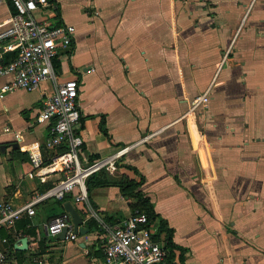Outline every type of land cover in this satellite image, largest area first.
I'll return each mask as SVG.
<instances>
[{
	"label": "crops",
	"instance_id": "1",
	"mask_svg": "<svg viewBox=\"0 0 264 264\" xmlns=\"http://www.w3.org/2000/svg\"><path fill=\"white\" fill-rule=\"evenodd\" d=\"M50 2L35 16L75 27L70 54L56 64L60 79L78 80L82 159L132 145L104 169L142 177L134 191L166 220L183 264H264V0ZM10 12L0 0V30ZM8 52L0 46V59ZM7 78L0 75V85ZM207 89V103L192 107ZM51 91L46 80L0 95V200L14 206L62 176L45 169L51 122L36 118ZM90 193L97 209L68 201L85 213L78 210L84 227L93 217L99 228L75 239L48 236L47 217L61 209L55 197L41 199L31 233L0 232V264H94L103 254L99 222L129 216L135 198L116 184ZM24 235L28 246L17 252Z\"/></svg>",
	"mask_w": 264,
	"mask_h": 264
},
{
	"label": "built area",
	"instance_id": "2",
	"mask_svg": "<svg viewBox=\"0 0 264 264\" xmlns=\"http://www.w3.org/2000/svg\"><path fill=\"white\" fill-rule=\"evenodd\" d=\"M11 12L7 26L0 30V46L13 56L0 59V75L7 80L0 85V95L15 88L33 90L43 81L52 83V91L37 113L40 122L50 121L46 139L48 147L63 146L64 149L50 157L45 165L47 171L59 170L61 179L46 190L32 195L19 206L0 200V228H9L23 213L32 216L35 204L44 198H61L74 193L75 201L88 202L85 179L91 173L116 167V160L132 145H127L111 155L82 159L83 139L80 133V110L78 80L75 76L60 79L56 60L69 55L73 47L75 27L69 23H54L47 17L38 18L35 12L51 6L50 0H7ZM225 51L224 56L227 55ZM208 101V89L197 95L192 107ZM146 138V137H144ZM33 165L40 167V154L31 155ZM101 227L102 257L94 264H177L176 257H169L165 241L154 237L156 221H149L145 212L134 210L117 222H99ZM65 239H75L73 221L64 210L45 223L48 236H58L63 228ZM5 251L0 250V262ZM37 262L43 261L37 259Z\"/></svg>",
	"mask_w": 264,
	"mask_h": 264
},
{
	"label": "trees",
	"instance_id": "3",
	"mask_svg": "<svg viewBox=\"0 0 264 264\" xmlns=\"http://www.w3.org/2000/svg\"><path fill=\"white\" fill-rule=\"evenodd\" d=\"M10 7H11V5H10ZM12 56H13V52H8L6 60L11 58ZM63 149H64L63 146H58V147L52 148L51 156H53L57 152L62 151ZM127 166L130 167V165H127ZM141 181H142V177L139 180L128 179L125 177L116 178V177L110 175L106 169L102 168L98 171L91 173L85 179L87 199H88L89 203L92 205V207L94 209H97L96 203L91 198V193H90L91 189L94 186H100V185H107V184L118 185L120 188V191L124 195V197L135 198V200L133 202H130V206L132 207V212L134 210L145 212L149 221H156L157 231L154 234V237L164 239L165 247L167 248V251H168V256L173 257L174 248L177 246L172 244V242H171V233H172L171 228L168 226L166 220L157 218V214L154 210L152 202L150 201V198L148 196L144 195V193H142L140 191H134V188L136 186H138L141 183ZM72 198H74V193H72V192L66 193L61 198H54L55 207H57L58 209H61V211L55 212V213H52L51 215H49L47 217V222L51 218H53L56 215L63 212L64 211L63 203L65 201L72 200ZM81 203L83 206L85 205L84 202H81ZM78 210L80 213H82V215L85 214V213H83L81 208ZM30 223H31V218L26 213H23L21 215V217L15 221L13 226L15 227V229H17V230L22 229L25 234H29L32 232L31 227H30ZM97 223H98L97 220L93 217H90V218L85 220V225H86V227H88L89 231H92L95 228H99L98 227L99 225ZM13 226H11L9 228L2 227V228H0V232L3 233L2 231H4L5 229H11V228H13ZM178 248H180V247H178ZM14 250L17 252H25V250H18V249H14ZM177 261H178L177 264H183V253L181 251L178 253Z\"/></svg>",
	"mask_w": 264,
	"mask_h": 264
},
{
	"label": "water",
	"instance_id": "4",
	"mask_svg": "<svg viewBox=\"0 0 264 264\" xmlns=\"http://www.w3.org/2000/svg\"><path fill=\"white\" fill-rule=\"evenodd\" d=\"M13 145L15 147L18 146V144L16 142L13 143ZM0 148L2 151H4L5 149V144H0ZM64 206V210L68 211L70 216H71V220L73 221V229L75 232L79 233V234H84L88 231L87 227L83 226V218L81 216V214L78 212V210L72 205V203L70 201H65L63 203ZM65 227L62 229V231L58 234V237L64 238V231H65ZM28 246V239L27 236L24 235L22 236L17 243H15V247L21 250L26 249Z\"/></svg>",
	"mask_w": 264,
	"mask_h": 264
},
{
	"label": "rangeland",
	"instance_id": "5",
	"mask_svg": "<svg viewBox=\"0 0 264 264\" xmlns=\"http://www.w3.org/2000/svg\"><path fill=\"white\" fill-rule=\"evenodd\" d=\"M40 213V212H39Z\"/></svg>",
	"mask_w": 264,
	"mask_h": 264
}]
</instances>
